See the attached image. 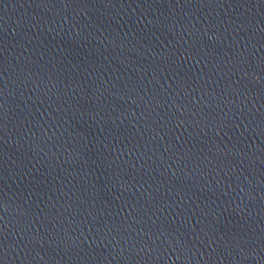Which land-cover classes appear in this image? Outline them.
Masks as SVG:
<instances>
[{
  "label": "water",
  "instance_id": "water-1",
  "mask_svg": "<svg viewBox=\"0 0 264 264\" xmlns=\"http://www.w3.org/2000/svg\"><path fill=\"white\" fill-rule=\"evenodd\" d=\"M0 264H264V0H0Z\"/></svg>",
  "mask_w": 264,
  "mask_h": 264
}]
</instances>
